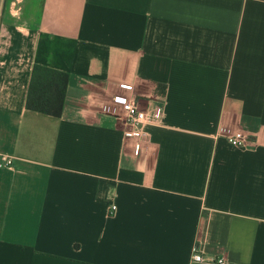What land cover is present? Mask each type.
Masks as SVG:
<instances>
[{"label": "crops", "instance_id": "1", "mask_svg": "<svg viewBox=\"0 0 264 264\" xmlns=\"http://www.w3.org/2000/svg\"><path fill=\"white\" fill-rule=\"evenodd\" d=\"M35 65L70 75L60 118ZM121 82L162 98L139 154L98 110ZM2 156L0 264H264V0H0Z\"/></svg>", "mask_w": 264, "mask_h": 264}, {"label": "built area", "instance_id": "2", "mask_svg": "<svg viewBox=\"0 0 264 264\" xmlns=\"http://www.w3.org/2000/svg\"><path fill=\"white\" fill-rule=\"evenodd\" d=\"M119 91L109 99L99 103V113L113 117L123 126V135L126 140L135 142V152L139 154L141 150L140 141L145 137V128L148 125H158L161 123L160 114L163 112L162 98L160 96L148 97V106L141 108V100L135 87L127 82L119 84ZM218 136L225 138L227 142L236 148H244L252 142L251 137L242 131H236L229 127H221ZM15 160L8 156L0 159V169L13 170ZM117 214V207L112 206L110 215ZM192 262L205 263L206 260L198 244L192 252ZM212 264H229L225 257H219Z\"/></svg>", "mask_w": 264, "mask_h": 264}, {"label": "trees", "instance_id": "3", "mask_svg": "<svg viewBox=\"0 0 264 264\" xmlns=\"http://www.w3.org/2000/svg\"><path fill=\"white\" fill-rule=\"evenodd\" d=\"M69 82L68 73L35 65L26 102L27 110L62 117Z\"/></svg>", "mask_w": 264, "mask_h": 264}]
</instances>
